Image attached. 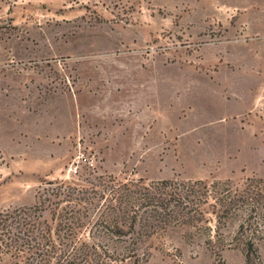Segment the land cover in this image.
Instances as JSON below:
<instances>
[{
	"label": "rangeland",
	"instance_id": "374dc122",
	"mask_svg": "<svg viewBox=\"0 0 264 264\" xmlns=\"http://www.w3.org/2000/svg\"><path fill=\"white\" fill-rule=\"evenodd\" d=\"M250 178L264 179V0H0V213L45 188L63 193L52 202L76 189L96 214L161 182ZM206 210L211 244L186 216L136 245L139 219L103 242L136 251L116 264H248L239 215Z\"/></svg>",
	"mask_w": 264,
	"mask_h": 264
},
{
	"label": "trees",
	"instance_id": "16d2710c",
	"mask_svg": "<svg viewBox=\"0 0 264 264\" xmlns=\"http://www.w3.org/2000/svg\"><path fill=\"white\" fill-rule=\"evenodd\" d=\"M154 187L131 191L126 200L120 199V205L106 204L107 199L103 205L96 203V214L86 212L90 209L88 206H81L79 200L83 198L74 195L76 189L52 202L48 195L58 198L63 193L59 188H54L52 193L45 188L44 200L37 206L0 213V256L6 254L20 261L16 264L122 263L136 255V251L112 250L104 239L128 236L124 227L130 223L128 227L133 228L139 219L143 231L129 235L136 245L138 240L157 233L159 228L183 225L186 222L181 223V219L185 216L194 222L191 226L198 229L197 232L207 235L211 244L222 236L220 227L212 225V220L206 217V207L211 206L210 213L218 223L220 214L239 215L235 239H243L248 264H256L255 241L264 239V179L250 178L234 191L228 187L218 190L215 185L203 181L161 182ZM83 191L77 190L78 193ZM120 191L110 187L113 200L124 196ZM47 201L48 205H44ZM47 208L52 215L51 222L43 219L42 213ZM135 208H143L144 215L138 216ZM130 210L134 213L131 217ZM87 237L93 242L89 243Z\"/></svg>",
	"mask_w": 264,
	"mask_h": 264
},
{
	"label": "built area",
	"instance_id": "2783aa9c",
	"mask_svg": "<svg viewBox=\"0 0 264 264\" xmlns=\"http://www.w3.org/2000/svg\"><path fill=\"white\" fill-rule=\"evenodd\" d=\"M83 159H84V161H87V158H86V157H84ZM91 165H93V162H91ZM77 171H78V170L75 169V172H77Z\"/></svg>",
	"mask_w": 264,
	"mask_h": 264
},
{
	"label": "crops",
	"instance_id": "0c3cea01",
	"mask_svg": "<svg viewBox=\"0 0 264 264\" xmlns=\"http://www.w3.org/2000/svg\"><path fill=\"white\" fill-rule=\"evenodd\" d=\"M77 105V104H76ZM78 107H79V105H78Z\"/></svg>",
	"mask_w": 264,
	"mask_h": 264
}]
</instances>
